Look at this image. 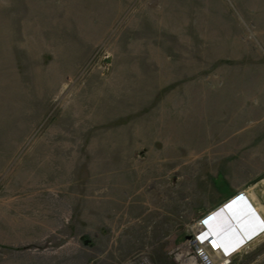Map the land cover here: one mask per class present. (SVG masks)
<instances>
[{"label":"rangeland","instance_id":"rangeland-1","mask_svg":"<svg viewBox=\"0 0 264 264\" xmlns=\"http://www.w3.org/2000/svg\"><path fill=\"white\" fill-rule=\"evenodd\" d=\"M214 209L264 236V0H0V264H176Z\"/></svg>","mask_w":264,"mask_h":264},{"label":"built area","instance_id":"built-area-1","mask_svg":"<svg viewBox=\"0 0 264 264\" xmlns=\"http://www.w3.org/2000/svg\"><path fill=\"white\" fill-rule=\"evenodd\" d=\"M208 214H205V216L208 215L207 218L201 220L202 217L193 225L189 240L181 245L182 248L186 247L188 250L181 254L176 264H215L214 260L216 259L217 264H264V252L259 254L258 251L261 245L249 244L247 243L251 241L249 239L245 241L247 247L229 259L230 255L225 253V251L217 245V240L210 234L212 231L209 227L214 219L212 218L214 213ZM201 230L202 233L199 234ZM262 241L264 242L263 239ZM245 242L244 245H240L239 247H245ZM204 244L206 246L201 247ZM178 249L175 250L176 255L178 254Z\"/></svg>","mask_w":264,"mask_h":264},{"label":"bare ground","instance_id":"bare-ground-1","mask_svg":"<svg viewBox=\"0 0 264 264\" xmlns=\"http://www.w3.org/2000/svg\"><path fill=\"white\" fill-rule=\"evenodd\" d=\"M238 194H240L239 195V197H237V198H233L232 199V201L234 202V201H236L237 203H240V204H242L243 203V201H246L247 202V199L249 200V198H248V196L245 194V192L243 193V191H240ZM237 195V194H236ZM244 195V196H243ZM229 201V200H228ZM232 205H235V204H232ZM218 208V207H217ZM216 208V209H217ZM214 211H215V209L212 211L213 213H214ZM224 212V210L223 209H221V210H219V211H217V212H215L214 213V215H213V217L212 218H214L213 219V221H212V223H211V226H213L214 225V223H215V221H216V218H218L220 215H222V212ZM211 212V213H212ZM208 215H210V214H208ZM208 215H206L205 217H203L201 220H203V219H205V218H207L208 217ZM223 217V216H222ZM230 219V218H229ZM235 221V220H234ZM235 223H236V221H235ZM211 226L209 227L210 228V230H211ZM233 228H235V230L237 231V236H239L240 235V232L242 231H240V228H241V226H240V224H233V225H231ZM227 228V227H226ZM228 229V228H227ZM226 229V230H227ZM243 232V231H242ZM200 233H202V230H201V232H199V234ZM213 237H215V239L217 240V245L219 246V247H221V241H220V237H219V235H214V234H212V233H210ZM241 236V235H240ZM241 237H243V238H250L249 236H247V235H243V236H241ZM262 239L264 240V236H262V237H260L259 239H257V243H256V240H254V241H252L251 243L249 242V244H252V245H255V244H257V245H260V244H263L264 242L262 241ZM211 240V239H210ZM242 243H244L243 241H241ZM248 244V245H249ZM199 246V245H198ZM204 246H206L205 244L204 245H202L201 247H204ZM247 246H245V247H243L242 249H240L239 251H232V252H228L227 250H225L223 247H221L224 251H225V253H227V254H229L230 255V257H229V259L230 258H232V257H234L235 256V254L236 253H238V252H240L241 250H243L244 248H246ZM188 250V248H186V247H184V248H182V246L181 247H179V249H178V254L176 255L175 254V256L173 257L174 258V261H178L179 260V258H180V256H181V254L182 253H184V252H186ZM221 257H222V259H223V256L221 255ZM214 262H215V264H217L216 262H217V259L216 260H214Z\"/></svg>","mask_w":264,"mask_h":264},{"label":"crops","instance_id":"crops-1","mask_svg":"<svg viewBox=\"0 0 264 264\" xmlns=\"http://www.w3.org/2000/svg\"><path fill=\"white\" fill-rule=\"evenodd\" d=\"M249 201H251V200H248L247 202H248V206H249ZM243 204V203H242ZM243 205H245V204H243ZM246 206V205H245ZM245 206H244V208H245ZM247 206V207H248ZM243 209V208H242ZM248 209H249V207H248ZM251 209V208H250ZM232 210H237V212L238 211H242L241 210V207H239V206H237V207H233L232 208ZM244 210H246V208L244 209ZM248 213H250V211H247ZM235 221H236V219H235ZM246 229H248V230H245V231H243L242 229V233H243V235H244V233H245V235H247V236H249L250 238H245V240H247V239H249V240H251V239H253V236H252V234H254V231H253V225H254V218H253V216H251V217H249V219L247 220V222H246ZM243 228V227H242ZM250 233H249V232ZM257 231V230H256ZM258 232V231H257ZM257 234V233H256ZM247 245V243L245 244V246ZM243 247H241V249H242Z\"/></svg>","mask_w":264,"mask_h":264},{"label":"trees","instance_id":"trees-1","mask_svg":"<svg viewBox=\"0 0 264 264\" xmlns=\"http://www.w3.org/2000/svg\"><path fill=\"white\" fill-rule=\"evenodd\" d=\"M224 212H222L223 214ZM222 221L219 225L215 224V227L217 228L216 232H218L220 229H223L224 227L228 228V230H231V228L233 229V227L231 226L232 225V222L231 220L229 219V217L227 215H224L222 217ZM232 231V230H231ZM233 231H236L235 229ZM237 234V233H236Z\"/></svg>","mask_w":264,"mask_h":264}]
</instances>
